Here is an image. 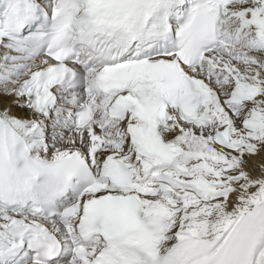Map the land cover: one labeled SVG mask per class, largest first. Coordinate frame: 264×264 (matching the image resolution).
Listing matches in <instances>:
<instances>
[{"label": "snow or ice", "instance_id": "snow-or-ice-1", "mask_svg": "<svg viewBox=\"0 0 264 264\" xmlns=\"http://www.w3.org/2000/svg\"><path fill=\"white\" fill-rule=\"evenodd\" d=\"M0 264H264V0H0Z\"/></svg>", "mask_w": 264, "mask_h": 264}]
</instances>
